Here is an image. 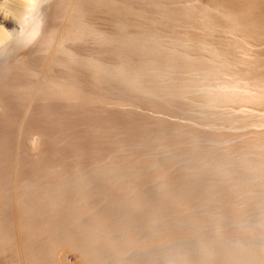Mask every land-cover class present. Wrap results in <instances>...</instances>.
I'll use <instances>...</instances> for the list:
<instances>
[{
  "label": "rangeland",
  "instance_id": "obj_1",
  "mask_svg": "<svg viewBox=\"0 0 264 264\" xmlns=\"http://www.w3.org/2000/svg\"><path fill=\"white\" fill-rule=\"evenodd\" d=\"M210 2L69 0L1 51L0 264H264V33Z\"/></svg>",
  "mask_w": 264,
  "mask_h": 264
},
{
  "label": "bare ground",
  "instance_id": "obj_2",
  "mask_svg": "<svg viewBox=\"0 0 264 264\" xmlns=\"http://www.w3.org/2000/svg\"><path fill=\"white\" fill-rule=\"evenodd\" d=\"M2 1V0H1ZM8 1V0H7ZM69 0H23L19 5L14 6H8L5 2H0V12H27V19L23 22L18 29L17 24L13 20V18H4L0 15V53L1 51H4L6 49H9L7 52L10 51V48H12L13 44H17L21 47H25L28 49V53L30 54L31 52H34V48L32 45L38 44L39 46L42 47L46 41H52L53 33L47 32L46 29L44 28V13L43 12H51L53 9L56 7H60L61 5H65ZM210 1V0H209ZM214 0H212V4ZM229 1V0H228ZM241 2V1H240ZM85 3V2H84ZM209 3V4H210ZM218 3V2H217ZM72 4V3H71ZM203 4V3H202ZM205 4V3H204ZM208 4V3H207ZM219 4V3H218ZM211 5V4H210ZM216 5V4H215ZM72 7V6H71ZM70 7V8H71ZM207 7V6H206ZM209 7V6H208ZM75 8L77 9L78 12L82 11V7L80 4L76 3ZM200 9V8H199ZM203 10V8H202ZM222 10L227 18L230 20L231 25L233 28L238 29L239 31L243 33H247L249 30L243 26L240 25L238 18L240 15V12L245 13L250 17V20L252 21V27L253 29H256L258 31H262L261 33H264V24L262 21H260L257 17L253 15L254 12H264V3L262 0H244V4L240 7H234L229 4H223L222 5ZM201 11V10H200ZM205 11V9H204ZM210 11V8L209 10ZM199 12V11H198ZM206 12V11H205ZM212 12V11H211ZM214 12V10H213ZM219 13V12H218ZM217 13V14H218ZM74 14V13H73ZM221 15V14H220ZM9 16V15H8ZM24 16V15H23ZM52 17V16H51ZM50 17V18H51ZM227 21V20H226ZM80 22V21H78ZM216 22V21H215ZM228 22V21H227ZM19 23V22H18ZM229 25V24H228ZM251 27V26H250ZM79 29V28H78ZM81 33V32H80ZM236 34V33H235ZM255 34V33H254ZM253 34V35H254ZM249 35V33H247ZM239 36V35H238ZM241 36V34H240ZM257 36V35H255ZM252 37V35H251ZM250 37V38H251ZM254 37V36H253ZM264 37V36H263ZM240 38V37H239ZM245 38V36H244ZM243 38V39H244ZM247 39H249L247 37ZM252 39V38H251ZM259 40V39H257ZM264 40V39H263ZM21 41V42H20ZM261 41V40H260ZM251 43V42H250ZM258 43V41H257ZM245 43H243L244 45ZM248 44V43H247ZM256 44V43H255ZM259 44V43H258ZM263 44V43H262ZM246 45V44H245ZM16 46V45H15ZM44 46V45H43ZM248 46V45H247ZM257 46V45H256ZM243 47V46H241ZM17 48V46H16ZM19 48V49H20ZM258 48V47H257ZM13 49V48H12ZM26 49V50H27ZM45 49V48H44ZM21 50V49H20ZM24 50V48H23ZM43 50V49H40ZM218 52V51H216ZM11 53V52H10ZM9 53V54H10ZM223 53V52H222ZM3 54V53H2ZM0 54V56L2 55ZM261 54V53H260ZM259 54V55H260ZM223 56V55H221ZM263 56V55H262ZM248 58V57H247ZM3 59V58H2ZM0 59V68L3 64V60ZM19 59V58H18ZM254 59V58H253ZM20 60V59H19ZM8 63V62H7ZM8 67V66H7ZM1 70V69H0ZM254 71V70H253ZM2 70L0 71V73ZM256 72V71H255ZM254 75V74H252ZM256 75V74H255ZM1 76V75H0ZM253 78V77H252ZM248 80H250L248 78ZM255 80V79H253ZM74 83L77 86H81V80L79 77L74 78ZM251 81V80H250ZM252 82V81H251ZM250 82V83H251ZM255 83V82H253ZM235 85V84H234ZM233 85V86H234ZM232 86V87H233ZM248 86V85H247ZM245 86V87H247ZM258 86V85H257ZM236 86L235 88H237ZM250 88V87H249ZM228 89V88H227ZM238 89V88H237ZM236 89V90H237ZM245 91V88H243ZM233 90V88H232ZM251 90V89H248ZM253 90V88H252ZM256 90V88L254 89ZM232 92V91H231ZM258 93V92H256ZM255 92L253 94H256ZM260 97V95L258 96ZM76 100H80L81 96L80 94L75 95L74 97ZM250 101V100H249ZM49 103V102H48ZM49 105V104H47ZM13 234L6 230L5 226L3 225L2 222H0V240H5V241H11L13 240ZM73 264V263H72ZM77 264V263H76Z\"/></svg>",
  "mask_w": 264,
  "mask_h": 264
}]
</instances>
